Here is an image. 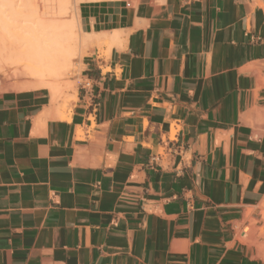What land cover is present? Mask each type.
<instances>
[{
	"label": "crops",
	"instance_id": "1",
	"mask_svg": "<svg viewBox=\"0 0 264 264\" xmlns=\"http://www.w3.org/2000/svg\"><path fill=\"white\" fill-rule=\"evenodd\" d=\"M78 11L67 119L0 93V264H264V0Z\"/></svg>",
	"mask_w": 264,
	"mask_h": 264
},
{
	"label": "bare ground",
	"instance_id": "2",
	"mask_svg": "<svg viewBox=\"0 0 264 264\" xmlns=\"http://www.w3.org/2000/svg\"><path fill=\"white\" fill-rule=\"evenodd\" d=\"M79 1L0 0V90H46L54 115L64 118L76 91L69 74L82 66V49L91 38L80 31Z\"/></svg>",
	"mask_w": 264,
	"mask_h": 264
},
{
	"label": "rangeland",
	"instance_id": "3",
	"mask_svg": "<svg viewBox=\"0 0 264 264\" xmlns=\"http://www.w3.org/2000/svg\"><path fill=\"white\" fill-rule=\"evenodd\" d=\"M82 55H83V53H82ZM80 56L78 55V56H76L74 59H73V62L74 63H76V65H78V61L80 60V58H79ZM83 56H81V58H82ZM80 63V62H79ZM72 71V70H71ZM80 72H81V67H76V69L74 68L73 69V72H71V74H69V80H71V81H75L76 83H75V88H76V91H75V93H74V97H70V102H69V104H68V106H67V109L65 108V112H63V114H65V116H66V112L69 110V105L76 99V95H77V91H78V83H80L81 81H79V77H78V75L80 74ZM5 81H9V82H11V79H9L8 77H2ZM8 82V83H9ZM9 89H10V87H9ZM8 88H5V89H3V90H0V93H3L4 91H10ZM11 91H15L14 89H11ZM47 93H46V91H45V95H46ZM72 98V99H71ZM65 116H63L64 118H62V119H67V116L65 117ZM260 207V213H261V218H262V220L264 221V217H263V215H264V207H262V206H259ZM247 212H249V215H248V217H246V214H245V217H244V219H243V223L244 222H246L247 224H245V225H243V223L240 225V228H239V232H238V235H237V239L238 240H240L241 242H243V243H247V244H249L250 242H251V239H252V235H253V233H252V228H255V225H256V223L258 222V220L255 218V217H253V215L251 214L252 213V209L251 210H249V211H247ZM237 225H239V224H237ZM243 225V226H242ZM247 225V226H246ZM246 228V231L244 232L245 233V237H243L244 235H242L241 236V231H242V228ZM260 232H261V234L262 235H264V226L260 229ZM243 233V234H244Z\"/></svg>",
	"mask_w": 264,
	"mask_h": 264
},
{
	"label": "built area",
	"instance_id": "4",
	"mask_svg": "<svg viewBox=\"0 0 264 264\" xmlns=\"http://www.w3.org/2000/svg\"><path fill=\"white\" fill-rule=\"evenodd\" d=\"M246 226H247V225H246ZM243 229H244V227L242 228V231H241V236H242V235H244V234H243V233H244Z\"/></svg>",
	"mask_w": 264,
	"mask_h": 264
}]
</instances>
